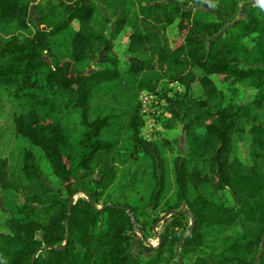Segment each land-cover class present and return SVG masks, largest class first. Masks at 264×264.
I'll return each mask as SVG.
<instances>
[{
  "label": "trees",
  "instance_id": "16d2710c",
  "mask_svg": "<svg viewBox=\"0 0 264 264\" xmlns=\"http://www.w3.org/2000/svg\"><path fill=\"white\" fill-rule=\"evenodd\" d=\"M206 1L213 13L201 10L200 0H38L36 24L31 0H0V87L23 101L25 110L13 117L15 132L41 152L58 182L53 190L34 152L22 151L19 177L41 208L11 210L0 232V264H31L34 256V264L154 262L130 253L132 241L151 235L158 218L150 214L165 189L157 146L141 136L146 113L140 96H160L168 85L183 89L172 98L161 96L169 101L164 126L173 120L180 127L184 158L175 161L173 201L164 211L185 206L195 220L181 258L194 247L193 264H253L264 237V0ZM242 4L245 15L239 18ZM168 29L180 40L176 46L165 38ZM125 31L131 56L115 50ZM63 42L69 44L66 53ZM96 52L103 54L100 60ZM94 60L89 73L77 67ZM214 77L228 85L247 83L250 102L226 100ZM43 90L49 98H41ZM56 91L65 97L54 96ZM98 96L119 97L120 106L94 104ZM252 109L261 119L247 121ZM244 135L251 138L252 164L233 156ZM122 154L151 161L147 199L129 202L105 193ZM95 174L99 180L92 179ZM224 190L233 196L231 207L220 200ZM82 192L96 207L121 206L130 215L119 208L96 212L85 197L74 200L68 213L69 200ZM170 217L152 249L158 260L167 253L174 257L188 230L186 216ZM66 234V248L52 249ZM256 264H264V244Z\"/></svg>",
  "mask_w": 264,
  "mask_h": 264
},
{
  "label": "rangeland",
  "instance_id": "374dc122",
  "mask_svg": "<svg viewBox=\"0 0 264 264\" xmlns=\"http://www.w3.org/2000/svg\"><path fill=\"white\" fill-rule=\"evenodd\" d=\"M32 5L30 9V14L32 20L37 24L38 18L33 11V5L35 1L31 0ZM179 4H183L182 0H176ZM200 8L213 13L206 0H200ZM245 15V4H242L238 13V17L242 18ZM77 23H73V28L77 29ZM128 33L123 32L117 42H116V52L120 55L131 56L126 52ZM165 38L169 39V44L176 46L180 42L174 37L173 29H168L165 33ZM63 52L69 50L68 42H63L60 47ZM101 53L96 52L94 58L100 60L102 58ZM146 55H137L135 58L142 59ZM47 61V57L45 58ZM95 60L91 63H81L77 67L79 70H83L87 73L96 69ZM122 72H125L126 66L122 65L120 67ZM214 80L218 84L221 91L225 94L226 100L231 103H237L241 105H247L251 100L252 92L248 87L247 83H239L235 85H228L227 83L221 82L217 77ZM195 96L199 94V88L194 87ZM182 87L172 85L164 86L163 90L160 92L161 95L166 93L168 98H172L176 92L181 93ZM41 93V98H49L51 93L48 90H43ZM54 94V93H53ZM13 92L0 87V232L6 231V224L8 220V215L11 210L24 208L28 204L32 208H41L40 205L31 202V194L26 183L19 177V168L21 166V155L24 149H30L34 152L39 165L41 167L44 179L46 183L53 189L58 188V182L52 175L48 163L43 159L41 152L31 146L29 143L20 138L14 129L13 117L23 112L24 104L20 99L13 97ZM155 94L153 96V101L147 106L146 114H144V124L141 130V136L144 140L148 142L155 143L157 146V152L161 158L162 170L165 174L164 181V196L161 199L160 205L157 209L153 210L150 214L151 219L159 218L164 215L165 207L173 201V190H174V177L173 169L175 161H181L184 158V143H182L183 135L181 129L176 125V122L171 120L168 122L167 128L164 126L165 119L170 118V115L166 112L165 106L168 104V98H163L162 96ZM56 97L64 98L59 92H55ZM94 104H107L110 106H120L119 97H104L98 96L93 99ZM150 112V113H149ZM260 111L252 109L249 116H247V121L252 119H261ZM32 121L34 117L31 118ZM168 142V145L164 142ZM251 149V138L248 135H244L237 141L233 156L238 158L242 163L252 164V158L250 155ZM151 161L140 154L135 158H129L126 154L118 156L114 164L112 165L111 174L108 176L106 181V194L110 198H123L129 202H132L138 198L147 199L148 192L146 186L149 185L148 177L151 174ZM99 175L95 174L93 180H99ZM105 194V195H106ZM122 194V195H121ZM220 200L225 206L231 207L233 205L234 199L230 192L219 191L218 192ZM121 195V196H120ZM31 196V197H30ZM84 197L82 193H79L74 197V200ZM100 207V206H99ZM185 208L181 206L180 209ZM27 210V209H26ZM28 212V211H27ZM172 221L170 216H167L162 222L154 224L152 226V232L146 239L139 235L138 239L132 241L130 253L133 256L139 257L142 262H147L148 260L155 259L152 264H177L175 247L174 257L173 253H167L163 255L162 258L153 257V248L158 247V236L164 233L165 228ZM187 226L189 227V219L187 221ZM187 233V231L185 232ZM38 237L37 234H31ZM227 236V234H222ZM172 249V250H173ZM181 251V247L179 253ZM181 256V255H180ZM197 258L196 251L194 247H189L186 251V256L182 259V264H193L194 260ZM157 259V260H156Z\"/></svg>",
  "mask_w": 264,
  "mask_h": 264
},
{
  "label": "water",
  "instance_id": "95a60500",
  "mask_svg": "<svg viewBox=\"0 0 264 264\" xmlns=\"http://www.w3.org/2000/svg\"><path fill=\"white\" fill-rule=\"evenodd\" d=\"M252 4H258L257 2L255 1H251L248 3V5H252ZM201 9V8H200ZM202 10V9H201ZM82 195L87 199V201L89 202L90 206L96 211V212H102L104 211L105 209L107 208H119V209H124L129 215H130V212L128 211V208H125V207H121V206H111V205H103L101 207H96V205L94 204V202L92 201L91 197L89 196V194H87L86 192H82ZM74 202V198H71L68 202V213L70 212V208L72 206ZM173 213H178V214H182L184 216H186L188 219H189V227H188V230H187V233L185 234V236L176 244V247H175V252H176V258H177V264H182V259H181V256H180V253H179V250H180V247L182 245V243H184V241L190 236V234L193 232V229H194V225H195V220H194V217L185 209V208H182L181 210H177V211H174V210H171L170 212L168 213H165L164 215H162L159 220L155 223L158 224L160 222H162L167 216H170L171 214ZM67 224L66 223V227H67ZM155 226H153L154 228ZM68 238H69V235L66 234L65 236V241L63 244L59 245V246H56V247H52V249H54L55 251H61V250H64L66 248V245H67V241H68ZM161 238L162 236L159 235L158 236V245L160 244L161 242ZM263 244H264V237L262 238L261 240V243H260V248H259V251H258V254L256 256V259L255 261L253 262V264H256L257 261L259 260L260 258V255L262 253V249H263ZM34 261H35V256L33 257L32 261H31V264H34Z\"/></svg>",
  "mask_w": 264,
  "mask_h": 264
},
{
  "label": "built area",
  "instance_id": "2783aa9c",
  "mask_svg": "<svg viewBox=\"0 0 264 264\" xmlns=\"http://www.w3.org/2000/svg\"><path fill=\"white\" fill-rule=\"evenodd\" d=\"M182 2L191 3V0H182ZM140 100H141L142 110H143L144 113H146L147 112L146 108L152 102L153 96L152 95H148L146 93H142L141 96H140Z\"/></svg>",
  "mask_w": 264,
  "mask_h": 264
}]
</instances>
